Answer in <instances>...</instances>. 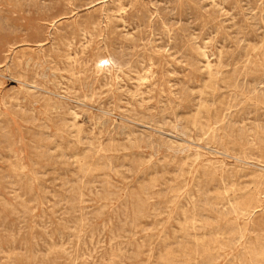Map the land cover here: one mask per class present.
Instances as JSON below:
<instances>
[{"label": "rangeland", "instance_id": "rangeland-1", "mask_svg": "<svg viewBox=\"0 0 264 264\" xmlns=\"http://www.w3.org/2000/svg\"><path fill=\"white\" fill-rule=\"evenodd\" d=\"M263 39L264 0H0V264H264Z\"/></svg>", "mask_w": 264, "mask_h": 264}, {"label": "bare ground", "instance_id": "bare-ground-1", "mask_svg": "<svg viewBox=\"0 0 264 264\" xmlns=\"http://www.w3.org/2000/svg\"><path fill=\"white\" fill-rule=\"evenodd\" d=\"M264 40V39H263ZM262 40V41H263ZM261 46V45H260ZM253 47V46H252ZM262 47V46H261ZM264 47V46H263ZM254 49V48H253ZM261 51V50H260ZM262 51H264V49H262ZM251 52H254V51H251ZM240 57V56H239ZM256 57V59H257V56H255ZM243 58H245V57H243ZM251 58V57H250ZM263 58V57H262ZM246 59H249V58H246ZM238 60H240V58L238 59ZM104 62L105 64L106 63H108L109 65H111L110 64V62H111V59L109 58V57H102V58H99L98 60H96V62H95V75H97L98 73H100L102 70H103V68H102V66L100 65V63L101 62ZM254 61V60H253ZM263 61V60H262ZM243 62V61H242ZM248 62V61H247ZM107 64V65H108ZM229 64V63H228ZM240 64V63H239ZM252 64V63H251ZM248 65V64H247ZM238 66V65H237ZM240 66H241V64H240ZM244 66V65H243ZM217 67V66H216ZM236 67V66H235ZM245 67V66H244ZM253 67H254V65H253ZM257 67V66H256ZM233 68V67H232ZM239 68H241V67H239ZM246 68V67H245ZM244 68V69H245ZM250 68V67H249ZM255 68V67H254ZM234 69V68H233ZM247 69V68H246ZM218 70V69H217ZM232 70V69H231ZM254 70V69H253ZM245 71L246 70H244V73H245ZM263 71V70H262ZM208 72H210V70L208 71ZM231 72H233V71H231ZM221 73V72H220ZM234 73V72H233ZM214 74H216V73H214ZM237 73H235L234 75H236ZM249 74H251V73H249ZM257 74V73H256ZM242 75H244V74H242ZM209 76V75H208ZM217 77V76H216ZM240 77H243V76H240ZM262 77H264V75L262 76ZM210 78V77H209ZM215 78V77H214ZM211 79V78H210ZM260 79V78H259ZM262 80V79H261ZM239 81V80H238ZM241 81V80H240ZM251 81V80H250ZM260 81V80H259ZM261 82V81H260ZM260 82H257L258 84L260 83ZM222 84V83H221ZM234 84V83H233ZM264 84V83H263ZM231 86H233V85H231ZM211 87V86H210ZM244 87V86H243ZM232 89V88H231ZM254 89V88H253ZM233 90V89H232ZM252 90V89H251ZM255 91V90H254ZM260 91V90H259ZM261 93V92H260ZM248 95V94H247ZM239 97V96H238ZM247 98V97H246ZM232 102H234V101H232ZM255 103V102H254ZM234 104V103H233ZM232 105V104H231ZM230 105V106H231ZM236 106H239V105H236ZM228 107V106H227ZM235 108V107H234ZM250 108V107H249ZM227 110V109H226ZM227 114V113H226ZM229 115V114H228ZM224 116V115H223ZM224 120H227L226 118L224 119ZM190 121H191V119H190ZM192 123V122H191ZM215 123H216V121H215ZM191 126V125H190ZM217 127V126H216ZM222 127H224V126H222ZM205 129V128H204ZM221 129V128H220ZM224 129H226V128H224ZM256 129H258V128H256ZM200 130V129H199ZM257 131V130H256ZM260 131V130H259ZM120 132V131H119ZM245 133H247V132H245ZM218 134V133H217ZM262 136V135H261ZM213 138V137H212ZM211 138V139H212ZM215 138V137H214ZM217 138V137H216ZM257 139V138H256ZM214 143H216V141L214 142ZM254 143V142H253ZM213 144V143H212ZM215 145V144H214ZM100 147V146H99ZM211 147V146H210ZM252 147V146H251ZM258 148V147H257ZM260 149V148H259ZM216 150V149H215ZM251 150V149H250ZM95 151H97V150H95ZM101 152V151H100ZM221 153V152H220ZM97 154H99V153H97ZM214 154V153H213ZM228 156V155H227ZM251 156V155H250ZM231 158V157H230ZM198 159V158H197ZM237 159V158H236ZM243 160H244V158H243ZM251 159H249V161H250ZM248 161V162H249ZM253 161V160H252ZM255 161V160H254ZM251 163V162H250ZM239 165V164H238ZM245 165V164H244ZM247 165V164H246ZM224 166V165H223ZM222 167V166H221ZM238 168V167H237ZM238 170H239V168H238ZM240 170H243V169H240ZM181 171V170H180ZM261 171V170H260ZM239 172V171H238ZM178 173V172H177ZM262 173H264V172H262ZM191 175V174H190ZM208 174L207 173H205V176H207ZM262 183V182H261ZM260 186H261V184H260ZM202 187V186H201ZM216 187V186H215ZM258 187V186H257ZM251 188V187H250ZM232 192V191H231ZM159 194V193H158ZM256 194V193H255ZM202 195V194H201ZM257 196V195H256ZM197 198V197H196ZM258 199V198H257ZM264 202V201H263ZM175 203V202H174ZM173 203V204H174ZM229 204V203H228ZM229 206H230V204H229ZM261 208V207H260ZM211 209V208H210ZM231 209H232V207H231ZM153 210V209H152ZM193 210V209H192ZM196 212V211H195ZM254 212V211H253ZM259 212V211H258ZM235 213V212H234ZM240 214V213H239ZM193 217V216H192ZM251 219V218H250ZM173 220V219H172ZM167 221V220H166ZM183 221H184V219H183ZM194 222V221H193ZM211 223H212V221H210ZM176 223V222H175ZM249 224V223H248ZM194 225V224H193ZM199 225V224H198ZM205 225V224H204ZM209 225V224H208ZM179 226V225H178ZM246 227H248V225L246 226ZM186 230H187V228H186ZM176 231V230H175ZM178 231H180V230H178ZM189 231H191V230H189ZM214 231V230H213ZM247 231H248V229H247ZM247 231H245V232H247ZM228 232V231H227ZM187 233H188V231H187ZM200 233V232H199ZM225 233V232H224ZM238 233V232H237ZM216 234V233H215ZM220 234V233H219ZM175 235V234H174ZM181 235H182V233H181ZM194 235V234H193ZM188 236V235H187ZM215 236H217V235H215ZM219 236V235H218ZM221 236V235H220ZM225 236V235H224ZM224 236H222V237H224ZM181 237V236H180ZM226 237V236H225ZM240 237V236H239ZM194 238V237H193ZM218 238V237H217ZM179 239V238H178ZM192 239V238H191ZM220 239H222V238H220ZM239 239V238H238ZM213 240V239H212ZM225 240H227V239H225ZM228 241V240H227ZM232 241V240H231ZM175 242H178L177 240H175ZM179 243V242H178ZM181 243V242H180ZM202 243H204V242H202ZM212 243H213V241H212ZM226 243V242H225ZM224 243V244H225ZM175 244H177V243H175ZM189 244V243H188ZM236 244V243H235ZM201 245V244H200ZM239 245V244H238ZM243 245V244H242ZM177 246V245H176ZM179 246V245H178ZM220 249V248H219ZM222 249V248H221ZM174 250H176V249H174ZM178 250V249H177ZM182 251H183V249H181ZM185 250V249H184ZM182 254V253H181ZM247 254V253H246ZM227 259V258H226ZM149 261V260H148ZM148 263V262H147Z\"/></svg>", "mask_w": 264, "mask_h": 264}]
</instances>
